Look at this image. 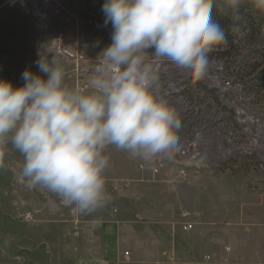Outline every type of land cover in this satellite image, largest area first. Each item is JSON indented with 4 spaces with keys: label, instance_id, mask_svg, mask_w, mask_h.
Wrapping results in <instances>:
<instances>
[{
    "label": "clouds",
    "instance_id": "clouds-1",
    "mask_svg": "<svg viewBox=\"0 0 264 264\" xmlns=\"http://www.w3.org/2000/svg\"><path fill=\"white\" fill-rule=\"evenodd\" d=\"M216 3L105 0L112 42L97 57L87 88L69 85L58 61L42 56L39 74L26 69L22 86L0 79V167L11 145L24 158L20 175L29 188L46 189L83 214L103 208L109 146L144 160L176 147L179 117L156 94L157 66L166 59L195 80L205 75L209 53L228 43L213 18ZM244 3L223 0L237 37L245 34ZM250 3L264 12V0Z\"/></svg>",
    "mask_w": 264,
    "mask_h": 264
},
{
    "label": "rangeland",
    "instance_id": "rangeland-1",
    "mask_svg": "<svg viewBox=\"0 0 264 264\" xmlns=\"http://www.w3.org/2000/svg\"><path fill=\"white\" fill-rule=\"evenodd\" d=\"M46 1L51 4V29H43L51 31V58L68 72L65 79L71 85L73 65L64 64L58 48L66 47V56L97 60L111 44V34L105 35L104 28H76L74 17L85 16L92 2L102 10L105 0ZM5 3L20 5L19 0H0V5ZM241 13L245 34L234 35L230 58L222 63L232 86L242 87V109L247 118L230 125L232 144L228 156H202L199 160L203 167L180 179L170 166H163L158 175H153L138 168L139 157L115 146L106 149L107 155L125 153L140 172L149 173L141 180L128 177L111 182L109 190L107 187L112 213L125 226L124 235L133 240L131 247L136 250L134 254L129 246L120 247V253L128 250L130 257L117 264H264V12L245 0ZM27 15L38 22L32 12ZM213 18L221 24L223 20L232 22L223 0H217ZM59 35L62 39L54 44ZM75 38L78 45H69ZM209 66L210 61L207 71ZM177 114L178 142L173 150L187 141L195 127L185 114ZM210 139L221 142L219 138ZM43 192L49 193L46 189ZM54 196L60 217L71 215L69 208L59 205V198ZM185 225L191 226L189 232L183 230ZM23 257V264H51L44 253L37 259L30 254Z\"/></svg>",
    "mask_w": 264,
    "mask_h": 264
},
{
    "label": "crops",
    "instance_id": "crops-1",
    "mask_svg": "<svg viewBox=\"0 0 264 264\" xmlns=\"http://www.w3.org/2000/svg\"><path fill=\"white\" fill-rule=\"evenodd\" d=\"M19 2L20 5H0V79L12 82L15 87L24 84L21 77L26 69L39 74L36 61L40 56L51 59V31H45L40 22L27 15L24 5L30 0ZM45 3L40 5L39 12L51 22V7ZM124 154L108 155L110 164L105 173L106 190L107 187L110 189L111 182L128 177L141 180L149 175L148 171L140 172L135 162ZM23 161V156L11 145L2 157L1 264H23V256L30 254L37 259L42 253L49 255L51 264H117L118 260L130 257L128 250L124 251L129 253L127 258L123 257L124 252L120 253L122 246H129L135 254L136 250L131 247L133 240L124 235L125 226L112 213V198L108 196L103 207L105 211L100 212L99 209L91 214L80 213L79 217L78 211L61 218L54 194L43 192V188L27 186L20 175Z\"/></svg>",
    "mask_w": 264,
    "mask_h": 264
},
{
    "label": "built area",
    "instance_id": "built-area-1",
    "mask_svg": "<svg viewBox=\"0 0 264 264\" xmlns=\"http://www.w3.org/2000/svg\"><path fill=\"white\" fill-rule=\"evenodd\" d=\"M44 1L47 2L46 0H30L24 5L25 12L35 14L40 20L41 27L50 29L49 22L40 18L39 7L41 4H46ZM95 5V2H92L85 16L74 17V26L80 29L101 30L104 28L105 35L112 34L111 23L105 25V16L101 8ZM60 39H62V35H59L54 44L58 43ZM68 44L77 46L78 40L75 38ZM58 53L62 55L59 57L64 61V64L73 65L74 77H72L71 85L87 88L95 75L93 69L97 61L94 59L83 61L79 56H66V47L61 50L58 48ZM213 53V51L209 53L211 69L206 71L199 80L193 79L189 70L177 68L169 60L165 59L157 66L159 86L156 94L158 98H165L175 111L185 114L187 121L194 124L195 127L191 130L187 141L179 149L161 153L150 160L138 158L137 166L140 170L145 169L153 175H158L163 166H170L178 174V177L183 179L187 173L196 172L203 167L199 160L202 156H220V158L228 156L232 144L230 125L245 122L247 118L242 109L245 96L240 85L232 86V81L227 77L222 61L217 60L212 55ZM150 59L149 57V62ZM66 73L68 72H65V75ZM209 126L216 127L209 128ZM210 138H219L221 142H212ZM57 197L59 205L65 209L69 208L72 215L78 213L74 207L66 206L56 195ZM190 229V225L183 226V230L186 232H189ZM128 256V252L123 253L124 258ZM203 258L208 260V256Z\"/></svg>",
    "mask_w": 264,
    "mask_h": 264
},
{
    "label": "trees",
    "instance_id": "trees-1",
    "mask_svg": "<svg viewBox=\"0 0 264 264\" xmlns=\"http://www.w3.org/2000/svg\"><path fill=\"white\" fill-rule=\"evenodd\" d=\"M231 24L232 22L229 23L228 21H224V20L222 24L220 23V25L226 30L228 34V43L226 46H221V47L216 48L217 51H214V53L212 54L217 60L224 61L227 58H230L229 55L232 49L234 48V43H235L234 38L235 37H234V34L230 31Z\"/></svg>",
    "mask_w": 264,
    "mask_h": 264
},
{
    "label": "bare ground",
    "instance_id": "bare-ground-1",
    "mask_svg": "<svg viewBox=\"0 0 264 264\" xmlns=\"http://www.w3.org/2000/svg\"><path fill=\"white\" fill-rule=\"evenodd\" d=\"M40 18H41V19H43V20H46V19H44V18H43V16H42V15H41V17H40ZM37 19H38V18H37ZM46 21H47V22H49V20H46ZM38 22H40V20H39V19H38ZM49 24H51V22H49ZM40 25H41V23H40ZM54 41H55V39H54ZM54 41H53V42H54ZM78 43H79V42H78ZM59 58H60V57H59Z\"/></svg>",
    "mask_w": 264,
    "mask_h": 264
}]
</instances>
